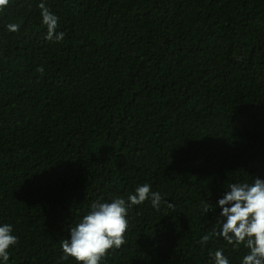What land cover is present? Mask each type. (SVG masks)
Masks as SVG:
<instances>
[{
    "label": "trees",
    "instance_id": "1",
    "mask_svg": "<svg viewBox=\"0 0 264 264\" xmlns=\"http://www.w3.org/2000/svg\"><path fill=\"white\" fill-rule=\"evenodd\" d=\"M40 3L59 18L62 41L46 39ZM257 177L264 0L0 7V226L18 236L8 264H78L61 260L70 227L93 202L144 183L175 209L133 206L126 243L101 264H210L218 249L241 264L247 249L214 234L215 204L228 184Z\"/></svg>",
    "mask_w": 264,
    "mask_h": 264
},
{
    "label": "clouds",
    "instance_id": "2",
    "mask_svg": "<svg viewBox=\"0 0 264 264\" xmlns=\"http://www.w3.org/2000/svg\"><path fill=\"white\" fill-rule=\"evenodd\" d=\"M8 4V0H0V7ZM42 23L47 27L46 39L60 42L64 39L63 32H56L59 18L44 3L39 4ZM8 29L18 31L19 26L9 24ZM43 74V66L37 69ZM222 198L216 201L219 207L220 225L214 234L222 237L233 247L243 246L247 253L242 257L241 264H264V179L259 177L248 182H235L227 186ZM152 186L144 183L135 188L126 198L115 197L110 202L97 200L90 205L82 218L70 227V238L61 240L63 255L61 260L74 258L78 264H101L109 250H118L126 243L125 233L129 226L127 219L129 209L150 199L152 207L159 210L163 202L167 207L175 209L173 203L153 192ZM203 211L208 213L211 207L202 202ZM205 235L202 243L209 240ZM18 243V236L13 234V226L4 223L0 226V260L4 264L9 261V248ZM210 264H230L223 249L209 252Z\"/></svg>",
    "mask_w": 264,
    "mask_h": 264
}]
</instances>
